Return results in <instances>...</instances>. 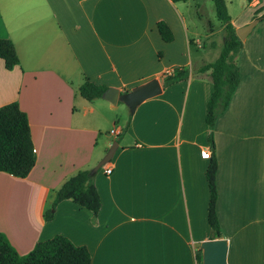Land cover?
I'll return each mask as SVG.
<instances>
[{
    "label": "crops",
    "instance_id": "1",
    "mask_svg": "<svg viewBox=\"0 0 264 264\" xmlns=\"http://www.w3.org/2000/svg\"><path fill=\"white\" fill-rule=\"evenodd\" d=\"M247 1L242 20L230 16L235 29L264 13L263 0ZM207 3L0 0V38L19 59L7 69L0 58V106L16 102L26 113L35 151L25 177L0 171V232L19 254L61 234L86 246L90 264H201L197 250L210 234L201 150L211 151L205 111L213 85L199 68L218 57L226 34L218 19L204 33L186 20ZM159 20L172 41L161 39ZM241 42L240 80L213 129L216 212L227 264H264V19ZM177 68L188 77L163 87ZM85 78L119 92L156 78L161 91L130 112L119 100L83 98ZM113 141L110 173L103 167L93 178L95 221L70 199L47 220L61 184L93 168Z\"/></svg>",
    "mask_w": 264,
    "mask_h": 264
},
{
    "label": "trees",
    "instance_id": "2",
    "mask_svg": "<svg viewBox=\"0 0 264 264\" xmlns=\"http://www.w3.org/2000/svg\"><path fill=\"white\" fill-rule=\"evenodd\" d=\"M211 1L216 18L226 30L218 57L199 68V72L209 71V78L213 85V90L206 102L205 111V122L209 127L207 139L211 149L205 177L209 189L207 205L209 239H214L224 238V233L219 225L216 212L217 160L214 152L213 129L218 117L227 108L239 83L240 73L237 56L242 42L236 35L235 28L230 21L226 1ZM257 18L264 19V13ZM156 28L163 41L170 42L173 40V33L163 20L156 22ZM0 58L3 59L7 69L13 68L19 62L15 47L8 38H0ZM187 77V70L177 68L166 75L162 85L166 87ZM107 88L108 86L105 84H98L85 78L79 87V93L83 98L93 100L101 98ZM34 163L35 151L26 113L19 108L16 102L0 106V171L17 177H25ZM94 176L95 173H92L90 168L78 170L69 176L56 191L51 208L46 212L45 218L51 219L53 210L60 201L70 199L79 206L90 210L92 220L95 221L101 207V199L93 182ZM201 252L199 248L197 250L199 262L202 260ZM0 264H90V254L86 246L75 245L66 236L56 234L51 238L37 242L28 253L21 255L11 245L5 234L0 232Z\"/></svg>",
    "mask_w": 264,
    "mask_h": 264
},
{
    "label": "water",
    "instance_id": "3",
    "mask_svg": "<svg viewBox=\"0 0 264 264\" xmlns=\"http://www.w3.org/2000/svg\"><path fill=\"white\" fill-rule=\"evenodd\" d=\"M259 18H254L249 23L235 29L236 35L240 40H244L252 31ZM161 91V85L156 78L148 80L145 83L135 86L129 91L119 92L118 88L108 87L102 94V98L115 104L118 100L128 106L130 112H133L136 106L147 98H150ZM117 148V141H114L108 148L104 156L97 162L92 173H96L100 168L107 164ZM202 254L201 264H227V239L214 238L207 239L200 243Z\"/></svg>",
    "mask_w": 264,
    "mask_h": 264
},
{
    "label": "rangeland",
    "instance_id": "4",
    "mask_svg": "<svg viewBox=\"0 0 264 264\" xmlns=\"http://www.w3.org/2000/svg\"><path fill=\"white\" fill-rule=\"evenodd\" d=\"M225 1H226V5L228 3L227 6H228L229 15L232 16L234 19L238 18V20H242L246 16V14H248L250 10L247 0H225ZM190 2L191 0H188V3ZM195 8L196 7L194 6L193 8L194 21L192 22L188 21V17L186 20V24L189 30L193 28L199 31L200 33H204L205 31H207L209 26L213 27L219 22L215 16L214 7H213V3L211 0H208V3L201 7L202 15L199 16V18H198V15L196 14ZM207 21H209L208 23L209 25L207 24ZM225 34H226V30H225Z\"/></svg>",
    "mask_w": 264,
    "mask_h": 264
},
{
    "label": "built area",
    "instance_id": "5",
    "mask_svg": "<svg viewBox=\"0 0 264 264\" xmlns=\"http://www.w3.org/2000/svg\"><path fill=\"white\" fill-rule=\"evenodd\" d=\"M201 156L203 158H210V150L209 149H202L201 150ZM111 171V168L110 167H106L104 166V172L109 174Z\"/></svg>",
    "mask_w": 264,
    "mask_h": 264
}]
</instances>
